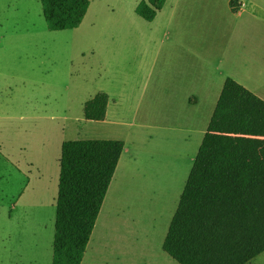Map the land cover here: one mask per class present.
Instances as JSON below:
<instances>
[{
    "label": "rangeland",
    "instance_id": "rangeland-1",
    "mask_svg": "<svg viewBox=\"0 0 264 264\" xmlns=\"http://www.w3.org/2000/svg\"><path fill=\"white\" fill-rule=\"evenodd\" d=\"M139 1L90 0L51 31L40 0H0V264H51L61 144L78 139L126 146L81 264H179L162 242L212 107L200 85L264 100V0H165L152 21ZM98 92L105 119L87 120Z\"/></svg>",
    "mask_w": 264,
    "mask_h": 264
},
{
    "label": "trees",
    "instance_id": "trees-1",
    "mask_svg": "<svg viewBox=\"0 0 264 264\" xmlns=\"http://www.w3.org/2000/svg\"><path fill=\"white\" fill-rule=\"evenodd\" d=\"M49 30L74 29L90 0H40ZM233 12L237 7L232 5ZM165 0H141L152 21ZM108 95L83 104L102 121ZM117 139L61 144L51 264H81L123 151ZM162 250L179 264H246L264 252V100L227 77L208 122Z\"/></svg>",
    "mask_w": 264,
    "mask_h": 264
},
{
    "label": "crops",
    "instance_id": "crops-1",
    "mask_svg": "<svg viewBox=\"0 0 264 264\" xmlns=\"http://www.w3.org/2000/svg\"><path fill=\"white\" fill-rule=\"evenodd\" d=\"M231 9V8H230ZM238 10H239V8L237 9V11L236 12H233L232 10V12L233 13H239L238 12ZM223 60V58H221V60L220 61H222ZM226 79V78H225ZM236 80V79H235ZM224 81L225 80H223L222 79V77L220 78V81H218V79L217 80H215V81H213V82H208L207 81V79L206 78H204V80H203V82H202V84L200 85L201 87H202V89H203V91L204 92H206L210 97H211V104H212V107H211V109H210V111L207 113V115H206V117H205V121H204V124H205V126H206V128H207V125H208V122H209V120H210V118H211V115H212V113H213V111H214V108H215V105H216V102H217V99H218V97H219V95H220V92H221V89H222V87H223V83H224ZM238 81V80H237ZM240 84H243L242 82H240V81H238ZM245 86V85H244ZM246 87V86H245ZM246 88H248V87H246ZM191 98H193V97H190V98H188L189 100H191ZM189 102H191V101H189ZM108 104V103H107ZM191 104H193V106H196V105H198L199 104V100H195L194 101V103H191ZM92 121H94V120H92ZM190 130V129H189ZM205 131H206V129H205ZM205 131L204 130H201V133H205ZM204 135V134H203ZM202 138H203V136H202ZM202 141V140H201ZM125 143H124V147H123V151H122V153H121V156H120V158H119V161L121 160V157H122V155H123V153L126 151V149H125ZM119 161H118V163H119ZM118 163H117V165H118ZM116 169H117V166H116ZM116 169H115V171H116ZM115 173V172H114ZM114 176V175H113ZM113 178V177H112ZM112 181V180H111ZM111 183V182H110ZM109 188V187H108ZM107 193V192H106ZM104 201V200H103ZM103 204V203H102ZM101 210V209H100ZM99 215V214H98ZM89 243V242H88ZM88 245V244H87ZM86 250V249H85Z\"/></svg>",
    "mask_w": 264,
    "mask_h": 264
}]
</instances>
